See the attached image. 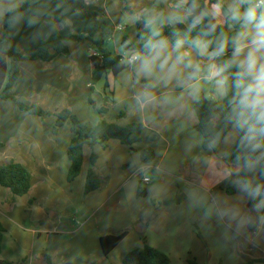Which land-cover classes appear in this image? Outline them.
Segmentation results:
<instances>
[{
  "label": "crops",
  "instance_id": "1",
  "mask_svg": "<svg viewBox=\"0 0 264 264\" xmlns=\"http://www.w3.org/2000/svg\"><path fill=\"white\" fill-rule=\"evenodd\" d=\"M18 1L16 4H22L25 0H0V37L3 18L12 9L10 4ZM122 1L123 5L119 6L120 0H42L35 13L16 20L11 49L29 55L39 43L56 31L62 36L69 32L81 34L89 23L98 20L103 24L101 32L106 39L105 50L109 52L108 46L113 44L116 51L114 55L123 56L127 53H118L117 46L122 49L124 36L135 40L136 21L140 17L148 25L151 22L157 28L162 24L176 23H170L168 16L178 0ZM232 2L230 0V5ZM121 9H124V13L120 12ZM180 16L181 21L187 18L184 10L180 11ZM60 19L65 22L59 23ZM67 46L70 52L67 58L58 57L49 64L22 62L19 65V78L11 94L21 103L38 105L49 114L69 110L91 127L101 122L123 127L141 123L145 139L156 134L152 145L155 159L148 165L140 161V152L150 147L146 142L129 148L111 140L106 149L98 145L94 148L85 147L81 172L75 181L68 183L67 150L72 138L70 126L65 124L57 135L49 134L46 128L54 123L53 117L41 119L30 116L21 112L13 102L0 100V164H19L31 175V191L21 198H14L10 191L0 187V225L5 230L1 260L12 264H46V258H49L52 264H113L115 256V261L122 264L125 255L143 243L160 250L158 245L149 243L148 235L153 234L161 240L167 235V210L177 193L169 188L171 192L159 197L165 191L160 189L167 180L184 187L187 199L196 196L199 188H203L211 196L218 215L223 208L216 203L214 195H234L237 189L244 191L250 200L247 229L254 226L256 230L251 233L258 234L264 228V213L261 216L256 212L257 208L264 207V196L253 197L242 190L239 180L242 167L233 166L226 172L221 163L226 152L237 141L238 132L233 129L216 153L204 152L201 148L202 139L195 130L194 104L200 96L219 103L224 100L225 96L217 94L213 83L205 80L177 83L173 80L164 85L156 80L151 87L156 101L147 106L138 102V94L142 91L134 87L130 94L126 91L119 95L122 103L126 100L135 101L134 108L117 114L109 111L113 104L111 85L121 73L117 77L108 75L106 80L100 81L102 88L95 86L91 96L97 109L104 107L105 97L108 99V112L101 115L88 101L93 70L88 45L69 42ZM192 55L202 65L207 63L205 58L197 57L195 52ZM131 71L133 86L136 73L134 69ZM138 78L152 83L151 78ZM105 81L108 84L106 91L103 85ZM204 87L210 90L206 91ZM121 113L124 117L118 118ZM134 153L139 155L135 163L130 159ZM259 153L264 157V149L259 150ZM92 154L97 157L95 171L103 186L85 195L86 175ZM219 169L223 172L220 183L215 182L207 188L199 185L200 181L214 176L215 170ZM245 169L250 180L259 178L254 167ZM148 172L158 182L149 180L142 190L138 177L148 178ZM139 191L145 192V206L136 200ZM160 200H163V206L159 205ZM152 201L157 205H151ZM187 203L180 196L175 204L180 207ZM124 231L128 232L127 236L105 257L101 251L100 238ZM181 233L179 231V235ZM261 259H264V251L250 259V262Z\"/></svg>",
  "mask_w": 264,
  "mask_h": 264
},
{
  "label": "trees",
  "instance_id": "2",
  "mask_svg": "<svg viewBox=\"0 0 264 264\" xmlns=\"http://www.w3.org/2000/svg\"><path fill=\"white\" fill-rule=\"evenodd\" d=\"M42 0H25L19 7L9 10L4 18L2 25V34L0 37V100L11 101L21 112L34 117L44 119L53 117L54 123L46 128L49 134L57 135L59 130L65 125L70 126L72 138L67 150V160L69 168L66 175V181L72 183L79 176L83 161V151L85 147L94 148L100 146L106 148L111 140L118 141L126 147H133L135 144L143 141H148L150 147L140 152V161L145 164L153 163L155 153L152 145L155 143L156 134H151L150 137L144 138V126L141 123H133L127 126H119L117 124L101 122L96 126H90L81 122L69 110H63L54 114L45 112L40 106L35 104H24L17 100L12 94V89L19 78V65L22 62L38 61L43 64H49L58 57H69L70 52L67 43H87L89 49V60L93 66L91 87L89 93V104L96 109L98 114H106L108 112L106 106L108 99L104 98V107L96 108L91 99L94 93V87L102 80H106L108 75L117 77L122 73L126 66L121 63V56L113 55L105 50L106 39L102 34L101 29L103 24L98 20L89 23L81 34H73L69 32L67 35H59L56 31L49 38L39 43L33 52L29 55L13 51L11 49V40L13 36V28L18 18L35 13L39 3ZM68 1V0H63ZM197 4L195 14L200 11H208L209 15L205 17L200 25L189 32L192 17L187 16L185 21L176 22L174 25L162 24L158 28L162 35L170 41H174L177 35L181 38L193 39L203 31H206L210 24L216 25L215 32L210 33L206 37H202L212 43L209 45L208 51L211 52L220 38L221 34L227 36L229 40L241 30L238 23H234L229 19L228 8L220 0H189L186 3V9L191 7L193 3ZM217 3L222 4V8L217 11L213 6ZM126 10V7H125ZM65 22L60 19L59 23ZM150 28L144 19L141 17L136 21V36L135 40L129 36H124L121 41V47L127 54L132 50H142L144 38L149 34ZM232 45L229 43L224 56L219 57L216 63H223L232 55ZM236 68L230 69L225 77L228 82L227 95L224 100L219 103L213 99H208L200 96L194 104V113L196 117L195 130L201 136V148L204 152L216 153L222 146L224 140L229 133L234 129L232 124L227 120V116L231 111L230 100L233 96L232 82L233 73ZM108 84L105 81L104 91ZM121 113L118 118H123ZM237 131V130H236ZM238 132V131H237ZM235 142L234 146L226 152L221 159L224 170H228L233 166L243 168L239 175V180L243 184L247 182L253 188L260 186L258 195L264 196V157L259 151L251 152L243 147L240 143L241 133ZM97 157L92 154L90 159V168L88 169L84 187V194L88 195L103 186V182L95 171ZM253 165L258 171L259 178L252 181L247 176L246 167ZM0 187L10 191L14 198H21L28 195L31 191V175L21 165L13 162L0 164ZM228 192V191H227ZM248 192V191H247ZM249 193V192H248ZM139 198L145 197L144 191L137 193ZM31 204V203H29ZM5 230L0 225V264H12L9 261L1 260L2 245L4 241ZM128 232L124 231L118 235H108L100 238V247L103 255L107 257L127 236ZM188 264H199L195 259H189ZM264 263V259L251 261L249 264ZM46 264H52L49 258H46ZM122 264H172L170 258L163 252L150 247L143 243L139 248L127 253L122 261Z\"/></svg>",
  "mask_w": 264,
  "mask_h": 264
},
{
  "label": "clouds",
  "instance_id": "3",
  "mask_svg": "<svg viewBox=\"0 0 264 264\" xmlns=\"http://www.w3.org/2000/svg\"><path fill=\"white\" fill-rule=\"evenodd\" d=\"M186 3L187 0H178L169 13L168 21H181L180 11L184 10L187 16L192 17L190 32L202 23L209 12L200 11L195 14L197 4L194 2L185 9ZM221 8V3L213 6L217 11ZM228 16L240 25L241 30L230 40L221 34L211 52L208 49L212 42L202 37L215 32L214 24H210L196 38L189 40L175 34L177 38L170 41L150 22V32L144 38L142 50H132L127 61L137 77L156 78L164 85L173 80L177 83L205 80L214 84L220 96L227 95L225 74L233 67L236 68L231 85V111L226 118L242 134L241 145L251 152H257L264 149V0H233L228 8ZM229 43L233 49L231 57L223 63H216L219 57L224 56ZM193 52L197 57L205 58L207 63L202 65L198 59L194 60ZM137 99L142 106L153 104L156 97L151 91V85L146 86ZM242 188L253 197L260 191V186L253 188L247 182L242 184Z\"/></svg>",
  "mask_w": 264,
  "mask_h": 264
},
{
  "label": "rangeland",
  "instance_id": "4",
  "mask_svg": "<svg viewBox=\"0 0 264 264\" xmlns=\"http://www.w3.org/2000/svg\"><path fill=\"white\" fill-rule=\"evenodd\" d=\"M222 2L226 7L230 5V0H222ZM16 3H19V1L10 4L12 9L21 5ZM119 4V6H122L123 1L120 0ZM120 12L124 13V9H121ZM153 26L155 27V25ZM117 48L118 53L122 54L123 50L119 46H117ZM108 50L113 55L116 53L113 44L108 46ZM132 69L133 67L123 71L111 85L113 104L110 105V113H125L129 109L131 110L134 108V103L136 102L126 100L122 103L119 98L120 94L126 91L130 94L134 87L135 90L143 91L146 86L151 85V87H153V82L157 80L156 78H151L152 83L149 81L147 82L142 80V78H138L135 74V82L132 86ZM147 79L149 78H146V80ZM104 84L105 83H103V85ZM96 86L100 89L102 88L100 82ZM203 89H206V91L210 90L209 87H204ZM207 95L210 97L209 92H207ZM143 142L148 143V141ZM138 157V153H134L130 158L131 162L133 160L135 163V158ZM222 173L221 169L215 170L214 176L205 177L199 182V185L207 188L212 186L215 182L220 183V175ZM146 176L151 182H158L150 172H148ZM138 178L140 187L144 190L147 185L141 183L142 177ZM176 184L177 183L172 180H167L165 185L160 189V191H165H163L159 197L163 196L165 192H171L169 188H173V190L177 191V193L174 194V202H170V207L167 210L168 225L166 226L167 235L165 239L161 240L153 234L148 235L149 243H151V245H158L160 247L159 251L165 253L170 258L172 264H188L187 261L189 259H195L199 264H249L250 259L261 255L262 251H264V228H262L260 232L258 231V234H253L250 229H247L250 215L248 204L250 200L246 192L237 189L234 195H228L226 193L214 195L216 203L223 208L218 215L211 196L203 190V188H199L196 196L187 199L184 196L185 188L178 185L176 186ZM233 188L235 189V187ZM180 196L189 203L177 207L175 203L179 201ZM146 199L147 197L144 199L136 198L141 206H145L146 203L144 200ZM163 203V200H160L159 205L163 206ZM151 205L154 206L157 204L152 201ZM47 206L49 205L47 204ZM256 212L262 216L264 207L257 208ZM153 218L154 216L152 219ZM225 223L231 228H228ZM179 231L182 232L180 235ZM192 233L194 235L193 239L191 238ZM160 240L161 244H159ZM250 240L253 241L249 242ZM115 260L116 258L113 256V264H120V262Z\"/></svg>",
  "mask_w": 264,
  "mask_h": 264
},
{
  "label": "built area",
  "instance_id": "5",
  "mask_svg": "<svg viewBox=\"0 0 264 264\" xmlns=\"http://www.w3.org/2000/svg\"><path fill=\"white\" fill-rule=\"evenodd\" d=\"M129 54H130V53H128L127 55H123V56H121V63L124 64L126 67H127V66H131V65H129V63H128V61H127V57H128ZM141 183H142L143 185H146V184L149 183V179L146 178L145 176H142Z\"/></svg>",
  "mask_w": 264,
  "mask_h": 264
},
{
  "label": "water",
  "instance_id": "6",
  "mask_svg": "<svg viewBox=\"0 0 264 264\" xmlns=\"http://www.w3.org/2000/svg\"><path fill=\"white\" fill-rule=\"evenodd\" d=\"M256 229H255V227L254 226H252L251 228H250V231L251 232H253V231H255Z\"/></svg>",
  "mask_w": 264,
  "mask_h": 264
}]
</instances>
